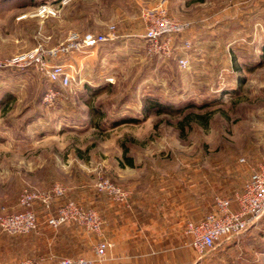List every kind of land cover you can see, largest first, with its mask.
I'll list each match as a JSON object with an SVG mask.
<instances>
[{
  "label": "rangeland",
  "instance_id": "1",
  "mask_svg": "<svg viewBox=\"0 0 264 264\" xmlns=\"http://www.w3.org/2000/svg\"><path fill=\"white\" fill-rule=\"evenodd\" d=\"M159 1L0 0V214L18 209L23 188L46 191L59 183L84 206L98 198L92 207L102 217L104 206L125 207L95 190L106 178L129 191L130 205L147 200L146 225L156 221L154 203L178 205L177 248L191 254L184 261L177 252L178 264H264V214L202 257L184 232L186 220L210 211L215 195L246 183L264 158V64L255 66L264 43V0H162L189 24L170 57L150 54L143 38L142 9ZM41 2L55 14L38 15ZM108 25L115 26V39L53 59L71 63L69 87L50 83L34 66H3L38 45L57 48L72 32L101 33ZM185 40L190 48L182 47ZM181 56L189 59L186 69L177 64ZM149 98L165 108L143 118ZM128 117L135 120L114 124ZM43 216L36 231L16 235L32 239V255L16 262L31 257L43 264ZM103 234L102 223L96 244L106 240ZM141 258L142 264L157 259ZM124 262L119 253L101 264Z\"/></svg>",
  "mask_w": 264,
  "mask_h": 264
},
{
  "label": "built area",
  "instance_id": "2",
  "mask_svg": "<svg viewBox=\"0 0 264 264\" xmlns=\"http://www.w3.org/2000/svg\"><path fill=\"white\" fill-rule=\"evenodd\" d=\"M51 5L41 4L37 14H55ZM144 22L143 38L150 54L170 57L175 54V37L188 29L189 24L182 22L170 14L166 3L157 4L142 9ZM117 37L114 25H108L101 33L86 32L70 33L66 44L60 47L45 49L42 45L24 53L16 54L3 62V66L28 67L34 66L45 74L48 81L60 87H69L75 80L72 66L54 62L61 54L96 47L101 43ZM191 41L185 40L183 48H190ZM181 69L189 66L187 56L177 59ZM95 190L106 194L112 201L129 208L130 193L128 190L106 178L98 179ZM65 194V188L55 183L49 190L39 191L33 188H23L18 197V209L11 213L0 214V230L10 235L28 234L36 231L39 218L35 206L42 207L43 212H49L52 203ZM235 203V208H233ZM264 214V158L256 164L249 180L241 191L233 198L214 196V208L199 220L188 219L184 224V232L190 237L188 245L200 257L214 250L223 242L238 237L249 226L257 223ZM75 222L87 232L99 234L103 223L102 217L90 205L84 206L75 200H67L57 210L55 215H48L46 223L51 228L62 224ZM111 243L100 240L94 248L93 258H63L58 264H101L106 257V251ZM14 264H40L32 258H23Z\"/></svg>",
  "mask_w": 264,
  "mask_h": 264
},
{
  "label": "crops",
  "instance_id": "3",
  "mask_svg": "<svg viewBox=\"0 0 264 264\" xmlns=\"http://www.w3.org/2000/svg\"><path fill=\"white\" fill-rule=\"evenodd\" d=\"M67 65H71V63H67ZM66 199L75 200L72 197L63 195L52 203L49 212H43L41 206L36 207L39 219L41 214L44 215V233L41 234L44 253L40 255L43 264H58L63 258L94 257V248L97 242L94 233L87 232L75 222L65 223L57 228H51L46 223L48 215H55L58 208ZM97 199L88 204L97 209L99 203ZM146 201L145 198H142L139 201L133 202V205L128 209L119 204L117 206H113V204L104 206L105 212L102 216L104 234L102 236L112 245L107 249L106 256L121 253L125 258L124 264H142L139 263L142 259L141 256L153 255L157 259L152 264H178L177 252H180L179 254L182 252L183 260L186 261L187 252L189 251L187 249H179L178 251L177 248L176 210L178 205L176 206L173 203L169 204L167 202L154 203L153 218L156 221L154 222L152 219L153 223L149 226L143 222L145 214L150 210V206H147ZM191 205L192 199L190 198L188 208ZM233 208H235V203H233ZM186 211L187 207L184 209L185 213ZM106 212L107 214H105ZM118 232L125 233V236H112V234ZM146 234L153 238V245H150L151 242L146 245ZM4 237L6 235L0 232V244H2ZM187 237L190 241V237ZM142 238L145 240L142 241ZM8 249L9 247L5 246V252L3 254L0 253V264H14L16 262L15 257L6 254ZM188 256L191 257L190 252Z\"/></svg>",
  "mask_w": 264,
  "mask_h": 264
},
{
  "label": "trees",
  "instance_id": "4",
  "mask_svg": "<svg viewBox=\"0 0 264 264\" xmlns=\"http://www.w3.org/2000/svg\"><path fill=\"white\" fill-rule=\"evenodd\" d=\"M39 4H44L43 2L39 3ZM103 44V43H101ZM262 64H264V43L262 44L261 48H260V55L258 57L257 63L255 64V66L259 67ZM165 105L163 103H160L158 100L154 99V98H149L148 100H144L143 105H142V115L143 118H147L151 113H156V114H162L163 113V108ZM188 107H192L191 105H187ZM205 106V105H204ZM183 118H185V115L183 116ZM134 121L135 119L128 117V118H120L118 120L115 121V125L124 123L126 121ZM181 121H179V123H181ZM127 159L129 160V163L131 164L132 159H130L129 157H127ZM245 182L236 190H234L231 194L229 195H225L229 198H233L235 193L241 191V189L243 188ZM186 198L188 200H190V198L192 199V197H187ZM68 199L65 200V202ZM70 200V199H69ZM132 202V201H131ZM212 208H210V211L213 210L214 208V201L212 202ZM133 205V202H132ZM210 211L205 212V214H203L201 217H198L195 220H199L202 217H204L207 213H209ZM4 234H6V237H4L2 239V244H0V253H4L5 251V246L9 247L8 251H6V254H10L11 257H17V256H29L32 255V248L31 243H32V239H18L16 237V235H10L7 234L5 232H3ZM33 234V233H32ZM42 253H44V249L41 250Z\"/></svg>",
  "mask_w": 264,
  "mask_h": 264
}]
</instances>
